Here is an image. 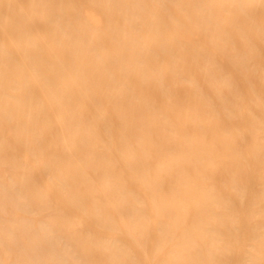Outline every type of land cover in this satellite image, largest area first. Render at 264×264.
<instances>
[{
  "label": "bare ground",
  "instance_id": "6f19581e",
  "mask_svg": "<svg viewBox=\"0 0 264 264\" xmlns=\"http://www.w3.org/2000/svg\"><path fill=\"white\" fill-rule=\"evenodd\" d=\"M0 264H264V0H0Z\"/></svg>",
  "mask_w": 264,
  "mask_h": 264
}]
</instances>
